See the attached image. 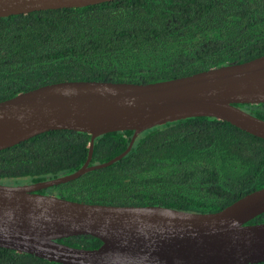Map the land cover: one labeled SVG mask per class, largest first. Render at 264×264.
Wrapping results in <instances>:
<instances>
[{
  "label": "trees",
  "instance_id": "obj_1",
  "mask_svg": "<svg viewBox=\"0 0 264 264\" xmlns=\"http://www.w3.org/2000/svg\"><path fill=\"white\" fill-rule=\"evenodd\" d=\"M264 55V0H112L0 17V101L60 81L151 83ZM264 119V103L234 104ZM133 131L95 138L89 165L122 153ZM90 135L49 130L0 150V184L79 169ZM264 187V139L212 117L140 133L109 166L42 189L77 202L219 211ZM264 212L248 224L263 223ZM59 242L97 248L91 235ZM0 264H61L0 247ZM254 264H264V261Z\"/></svg>",
  "mask_w": 264,
  "mask_h": 264
},
{
  "label": "water",
  "instance_id": "obj_2",
  "mask_svg": "<svg viewBox=\"0 0 264 264\" xmlns=\"http://www.w3.org/2000/svg\"><path fill=\"white\" fill-rule=\"evenodd\" d=\"M112 0H0V17L83 7ZM264 103V55L191 75L151 82L60 81L0 101V150L59 129L90 135L76 171L24 185L0 184V247L61 264H254L264 261V187L219 211L194 213L161 205L84 203L42 193L120 160L136 137L170 121L206 116L264 139V119L234 104ZM133 131L126 149L89 165L96 137ZM91 235L94 249L58 239Z\"/></svg>",
  "mask_w": 264,
  "mask_h": 264
}]
</instances>
